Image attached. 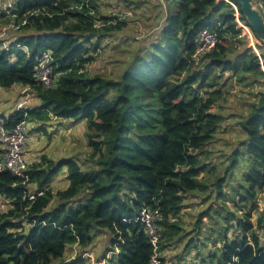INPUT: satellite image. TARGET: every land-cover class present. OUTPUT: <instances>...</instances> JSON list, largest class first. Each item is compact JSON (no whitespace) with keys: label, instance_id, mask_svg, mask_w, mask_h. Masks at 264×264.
Masks as SVG:
<instances>
[{"label":"trees","instance_id":"obj_1","mask_svg":"<svg viewBox=\"0 0 264 264\" xmlns=\"http://www.w3.org/2000/svg\"><path fill=\"white\" fill-rule=\"evenodd\" d=\"M129 1L136 9L146 7L144 17L157 23L135 41L138 46L115 78L89 74L87 66L95 60L91 50L103 48L126 28L125 14L98 15V0H14L4 9L0 5V26L10 31L0 39V87L22 84L40 101L5 117L7 126L25 120L38 122L42 131L51 117L84 119L90 157L99 166L83 171L73 159L55 165L44 157L42 162H27L24 180L0 172V206L1 200L7 204L0 208V264H54L69 247H88L95 228L109 233V246L98 262L151 264L157 251L158 264H165L162 248L177 242L184 231L178 216L187 205L186 195L206 186L203 176L202 182L197 180L207 171L203 151L222 123V115L212 110L222 92L205 87L224 86L232 74L241 82L248 77L264 82L260 59L228 1ZM229 1L246 22L239 4ZM205 28L216 32L217 42L196 59L200 67H195L194 39ZM43 50L53 57L52 87L35 78V55ZM249 109L240 121L245 138L231 152L232 162L224 172L244 158L243 182L235 194L238 209L227 207L225 217L235 222L216 238L219 256L205 255L217 264H264V239L258 234L264 211H258L255 223L252 220L264 190V87L255 92ZM63 164L70 183L56 192L63 203L48 210L54 196L48 186L51 171ZM224 177L216 181L223 184ZM32 183L36 187L31 188ZM79 193L81 202L67 208ZM142 207L160 212L156 249L144 224L135 219ZM230 229L235 231L232 236Z\"/></svg>","mask_w":264,"mask_h":264},{"label":"rangeland","instance_id":"obj_2","mask_svg":"<svg viewBox=\"0 0 264 264\" xmlns=\"http://www.w3.org/2000/svg\"><path fill=\"white\" fill-rule=\"evenodd\" d=\"M14 0H0V5L3 9L11 4ZM99 14H113L121 16L125 14L128 21L126 28L118 31L112 37V41L104 45L103 48H98L96 51H90L95 55V60L87 66L89 74H102L107 78H115L124 68L123 61L132 57V54L138 46L135 41H141L146 34L156 25L155 18L146 19L143 14L147 15L146 7L136 9L129 0H98ZM228 1L232 8L233 3ZM233 4V5H232ZM237 7V6H236ZM131 10V11H129ZM238 11V10H237ZM137 12V13H136ZM141 12V13H138ZM238 15V16H236ZM151 22V25L145 27V21ZM235 21L241 27L245 22L240 19L239 12L235 11ZM247 34V44L256 50L259 54L264 51L263 47L258 48L255 45L256 38L252 31L247 26L243 27ZM0 39L7 37L10 33L9 29L0 26ZM5 30V31H4ZM9 31V32H8ZM5 32V35L3 34ZM8 32V33H7ZM7 34V35H6ZM241 36V35H240ZM252 38L253 45L249 38ZM238 43V42H237ZM239 44V43H238ZM256 46V49H255ZM262 56V54H260ZM196 60V58H193ZM263 59V58H262ZM198 60V59H197ZM195 61L196 63L198 61ZM261 62V61H260ZM195 67H200V64H195ZM219 82L224 81V77H218ZM22 84H14L11 87H0V108L8 107L12 103L14 96L24 97L29 96L28 91L19 92L18 89ZM264 87V82H253L252 78L248 77L243 82L239 81L235 75L227 78L225 85H216L214 88L205 87L204 90L210 91L219 89L222 93L219 96L218 104L212 110L222 115V123L219 125L213 141L204 148V156L207 164V171L201 173L197 180L202 182L203 179L206 186L202 187L191 194H187V205L183 208L178 216L180 225L184 231L176 240L167 243L162 248V257L165 258V264H217L212 262L205 255L210 252L219 256L220 244H217L216 238L221 236L223 228L228 223L235 222V219H230L228 222L226 217L227 207L230 210L238 209V194L239 186L243 182V171L245 166L244 158H239L235 167L229 169L226 173L225 168L228 163L232 162L231 152L234 149L240 148V141L245 138L240 121L250 112L249 104L253 101L255 92ZM203 90V91H204ZM13 107L10 110L1 112L5 117H8ZM60 121H44V131L38 139L33 138V143H29L25 156L26 161L32 163L33 158L42 162L44 157L49 158L55 165L63 159H73L82 168L83 171H97L99 166L93 163L90 157L91 147L88 144V133L86 121L81 118H62ZM54 122V123H53ZM53 123V124H51ZM32 129L31 122H27ZM34 133V132H33ZM54 137V138H52ZM32 138V136H31ZM28 143V142H27ZM239 144V145H238ZM44 146V148H43ZM244 147V146H241ZM43 148V149H42ZM40 149V150H38ZM215 166L212 169L210 166ZM45 169H49L46 164ZM214 171V174H212ZM225 176L223 184L216 180ZM69 178L67 174V166L60 165L51 171L50 181L48 186L54 193L53 198L47 206L51 210L63 201L56 192L62 191L69 186ZM221 185V188L219 187ZM36 187V184L30 186ZM221 192V193H220ZM83 194L79 193L75 198L66 203L67 208H75L82 199ZM258 210L253 212L252 220L254 223L264 211V190L259 193L256 201ZM2 210L7 208V204L1 200ZM235 234L234 229H230L228 236ZM259 237L264 239V226L259 231ZM93 237L92 243L88 247L80 248L73 245L69 247L64 257L54 264H103V261L98 262V258L102 257L109 244V233L101 228H95L91 231ZM117 252V251H116ZM208 255V254H207Z\"/></svg>","mask_w":264,"mask_h":264},{"label":"built area","instance_id":"obj_3","mask_svg":"<svg viewBox=\"0 0 264 264\" xmlns=\"http://www.w3.org/2000/svg\"><path fill=\"white\" fill-rule=\"evenodd\" d=\"M254 3L261 4L264 9V0H253ZM234 4V3H233ZM232 4V5H233ZM234 10L237 11V7L233 5ZM238 16V15H236ZM242 34H246L244 26L248 25L245 22L244 26L238 25ZM12 27L16 28L12 25ZM217 42V34L214 30L205 28L194 39V54L192 58L198 59L199 56L205 55L211 52ZM20 46V43L17 44ZM28 52V50H26ZM35 75L36 80L44 87H52L55 82L53 80V57L49 50H43L39 54L35 55ZM27 100L23 101V104L18 108L24 107ZM30 136V128L25 120L16 124L15 126L8 127L6 118L0 116V149L2 150V156L0 158V172H9L16 177L27 178L28 164L26 161V146ZM158 209H149L142 207L139 214L136 216V220L142 222L146 228L148 235L151 238V242L155 249L157 248V239L159 232L157 230V221L160 219ZM157 251L151 258V264H158Z\"/></svg>","mask_w":264,"mask_h":264},{"label":"crops","instance_id":"obj_4","mask_svg":"<svg viewBox=\"0 0 264 264\" xmlns=\"http://www.w3.org/2000/svg\"><path fill=\"white\" fill-rule=\"evenodd\" d=\"M117 1H119V0H117ZM249 27V26H248ZM251 30V29H250ZM247 31H248V29H247ZM243 35H246L247 36V34H243ZM250 39V42L252 43V45H253V41L254 40H252L251 41V37L249 38ZM255 45H257V47L258 48H260V47H263V49H264V44H261L260 42H259V40L256 38V40H255ZM255 49H256V46H255ZM255 52V51H254ZM256 54H257V56L259 57V59H260V64H261V68H262V70L264 71V51H262L260 54H262V56L259 54V52L256 50V52H255ZM263 58V59H262ZM18 89H20V91L19 92H23V91H28V93H29V96H26V97H24L23 98V96L22 95H20V93H19V97H17V96H14V98L12 99V103H11V105L10 106H8V107H2V108H0V116H4L1 112H4L5 110H10V108H11V106L13 107V111H15L16 109H17V107L18 106H20V105H22L23 104V101L24 100H27L26 101V103L24 104V106H39L40 105V101H39V99L36 97V95H35V93H34V91L31 89V88H29V87H25V86H20ZM13 111H11L10 112V114L13 112ZM5 117V116H4ZM58 119H62V118H56V117H51V121H60V120H58ZM54 123V122H53ZM53 123H51V124H53ZM44 124V123H43ZM31 125H32V129L30 128V136H29V140H28V143H27V147H28V144L31 142V143H33V138H36V139H38L39 138V136L41 135V132H44V130H40L39 128H42V125H40L38 122H35V123H32L31 122ZM34 132V133H33ZM31 136H32V138H31ZM52 138H54V137H52ZM27 147H26V150H27ZM43 148H44V146H43ZM42 148V149H43ZM38 150H40V149H38ZM33 161H36V159L35 158H33ZM28 164V163H27Z\"/></svg>","mask_w":264,"mask_h":264},{"label":"water","instance_id":"obj_5","mask_svg":"<svg viewBox=\"0 0 264 264\" xmlns=\"http://www.w3.org/2000/svg\"><path fill=\"white\" fill-rule=\"evenodd\" d=\"M242 11L246 23L261 44H264V9L253 0H235Z\"/></svg>","mask_w":264,"mask_h":264}]
</instances>
